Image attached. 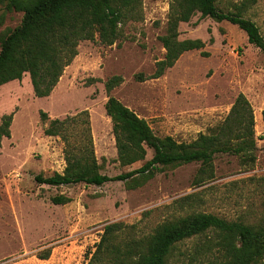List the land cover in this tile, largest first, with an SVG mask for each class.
I'll return each instance as SVG.
<instances>
[{
	"label": "rangeland",
	"instance_id": "1",
	"mask_svg": "<svg viewBox=\"0 0 264 264\" xmlns=\"http://www.w3.org/2000/svg\"><path fill=\"white\" fill-rule=\"evenodd\" d=\"M169 4L170 0H141L138 15L131 20L130 13L119 25L112 46L98 39L81 42L48 98L34 97L27 74L20 83L0 87V124L2 117L12 116L10 137L0 141V264H87L104 227L112 223L131 227L122 234L124 240L145 238L158 225L192 213L264 224V54L236 26L197 14L179 25L178 40H200L204 48L184 53L160 78L147 79L165 54L159 37L165 32ZM216 6L225 13H240L264 37V0H216ZM21 19V13L6 12L0 4V36ZM139 74L143 81L135 79ZM113 76L123 83L107 94L104 82ZM239 94L254 114L253 164L219 154L213 161L214 178L199 186L193 185L198 163L160 167L134 189L128 187L131 182L100 187L35 182L36 176L63 174L66 168L65 143L44 135L51 120L80 116L82 123L66 126L73 154L87 146L99 173L115 177L139 169L152 158V151L142 162L119 165L104 109L108 96L144 119L156 137L191 143L223 122ZM40 112L46 114L45 121ZM58 196L69 202L54 205L51 199ZM208 237L180 244L169 264H190ZM199 257L191 264L214 260L210 254ZM255 264H264V258Z\"/></svg>",
	"mask_w": 264,
	"mask_h": 264
},
{
	"label": "trees",
	"instance_id": "2",
	"mask_svg": "<svg viewBox=\"0 0 264 264\" xmlns=\"http://www.w3.org/2000/svg\"><path fill=\"white\" fill-rule=\"evenodd\" d=\"M0 4L6 12L22 14L20 24L0 36V87L21 81L28 74L34 97L44 99L51 95L65 68L77 56L79 44L98 39L100 44L112 46L119 36V25L130 13L131 20L138 15L141 0H0ZM197 14L236 26L245 33L248 43L264 54V37L259 28L240 13L221 11L216 0H170L165 32L159 37L165 54L147 79L160 78L184 53L204 48L200 40H178L179 25ZM201 56L206 58L208 53L201 52ZM135 79L144 80L140 74ZM122 83L120 76L109 78L104 82L106 93ZM104 109L112 125L119 165L130 167L144 161L148 150L152 151V158L137 170L115 177L102 175L91 149L86 146L76 155L71 150L66 126L81 122L80 116L54 119L49 121L44 135L60 137L65 143L66 168L63 174L36 176V183L51 187L80 183L100 187L110 182H131L128 187L134 189L152 179L160 167L198 163L193 185L199 186L214 178L213 161L219 154L236 156L244 164L255 162L254 114L242 94L236 97L222 123L191 143H179L169 136L156 137L144 119L112 96H108ZM82 114L85 116L86 112ZM261 115L264 126V111ZM40 119L45 121L46 114L40 112ZM11 120V115L1 118L0 141L10 137ZM87 136L84 131V139ZM89 143L90 140L86 141ZM51 202L64 205L69 199L58 196ZM130 229L122 223L105 226L87 264H169L180 244L202 235L211 238L208 237L204 250L190 257V264L198 261L197 255L201 259L208 254L214 260L207 258L205 264H255L264 258V224L254 226L229 222L213 214L192 213L158 225L152 234L139 240L122 238Z\"/></svg>",
	"mask_w": 264,
	"mask_h": 264
},
{
	"label": "crops",
	"instance_id": "3",
	"mask_svg": "<svg viewBox=\"0 0 264 264\" xmlns=\"http://www.w3.org/2000/svg\"><path fill=\"white\" fill-rule=\"evenodd\" d=\"M28 75V74H27ZM29 77V76H28ZM11 84H15V83H20L19 81H13V82H10ZM10 83H8V84H10ZM29 83H30V80H29ZM4 86V85H3ZM30 86H31V84H30ZM2 87V86H1ZM32 88V87H31Z\"/></svg>",
	"mask_w": 264,
	"mask_h": 264
}]
</instances>
